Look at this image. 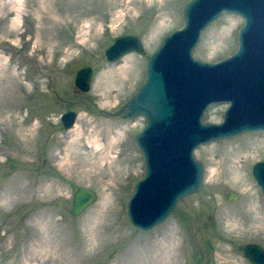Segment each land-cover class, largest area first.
I'll return each mask as SVG.
<instances>
[{"label":"rangeland","instance_id":"374dc122","mask_svg":"<svg viewBox=\"0 0 264 264\" xmlns=\"http://www.w3.org/2000/svg\"><path fill=\"white\" fill-rule=\"evenodd\" d=\"M188 1L0 0V264H250L242 246L264 248V195L250 174L264 160L263 131L196 147L202 186L156 228L135 229L126 216L144 177L133 137L145 123L113 113L143 83L162 38L182 25ZM241 23L221 13L193 57L230 56ZM123 34L144 53L105 62L103 50ZM84 66L91 86L77 92L74 73ZM225 107L208 105L202 122H221ZM69 110L77 118L65 130L59 115ZM78 186L97 198L72 217Z\"/></svg>","mask_w":264,"mask_h":264},{"label":"water","instance_id":"95a60500","mask_svg":"<svg viewBox=\"0 0 264 264\" xmlns=\"http://www.w3.org/2000/svg\"><path fill=\"white\" fill-rule=\"evenodd\" d=\"M178 30L163 37L145 65L144 82L113 114L126 119L142 117L144 127L133 141L144 164V177L134 183L126 202L128 222L147 231L167 219L182 197L201 188L202 163L194 149L246 132H264V0H190L183 5ZM221 13L241 18L237 49L221 61L194 58L200 33ZM136 52L142 41L132 34L118 36L104 49L106 62ZM91 67L77 69L73 85L88 92ZM228 103L220 123H202L208 105ZM77 115H60L61 126L70 130ZM251 177L264 195V160L251 166ZM228 192L226 201L234 198ZM70 215L83 213L96 201L88 187L72 193ZM241 251L250 264H264V248L245 244Z\"/></svg>","mask_w":264,"mask_h":264}]
</instances>
